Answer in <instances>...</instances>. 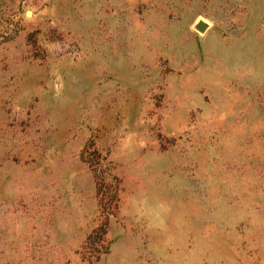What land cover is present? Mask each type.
<instances>
[{"label": "rangeland", "instance_id": "rangeland-1", "mask_svg": "<svg viewBox=\"0 0 264 264\" xmlns=\"http://www.w3.org/2000/svg\"><path fill=\"white\" fill-rule=\"evenodd\" d=\"M0 264H264V0H0Z\"/></svg>", "mask_w": 264, "mask_h": 264}, {"label": "water", "instance_id": "water-1", "mask_svg": "<svg viewBox=\"0 0 264 264\" xmlns=\"http://www.w3.org/2000/svg\"><path fill=\"white\" fill-rule=\"evenodd\" d=\"M198 29H199L200 31H205L206 26L203 25V24H201V25H199Z\"/></svg>", "mask_w": 264, "mask_h": 264}]
</instances>
